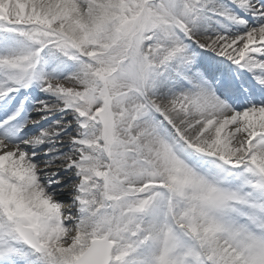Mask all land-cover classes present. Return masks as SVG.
<instances>
[{"label":"snow or ice","instance_id":"6c2138e0","mask_svg":"<svg viewBox=\"0 0 264 264\" xmlns=\"http://www.w3.org/2000/svg\"><path fill=\"white\" fill-rule=\"evenodd\" d=\"M0 264H264V0H0Z\"/></svg>","mask_w":264,"mask_h":264}]
</instances>
